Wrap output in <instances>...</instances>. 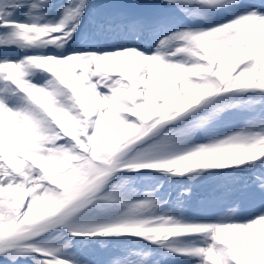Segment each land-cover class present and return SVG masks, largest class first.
<instances>
[{
	"label": "snow or ice",
	"instance_id": "snow-or-ice-1",
	"mask_svg": "<svg viewBox=\"0 0 264 264\" xmlns=\"http://www.w3.org/2000/svg\"><path fill=\"white\" fill-rule=\"evenodd\" d=\"M0 264H264V0H0Z\"/></svg>",
	"mask_w": 264,
	"mask_h": 264
},
{
	"label": "rangeland",
	"instance_id": "rangeland-1",
	"mask_svg": "<svg viewBox=\"0 0 264 264\" xmlns=\"http://www.w3.org/2000/svg\"><path fill=\"white\" fill-rule=\"evenodd\" d=\"M141 2H143V0H141ZM207 188L205 187V188H201L200 190H199V192H198V195H204L206 192H207ZM223 203L226 205L227 203H228V200L227 199H225L224 201H223Z\"/></svg>",
	"mask_w": 264,
	"mask_h": 264
}]
</instances>
